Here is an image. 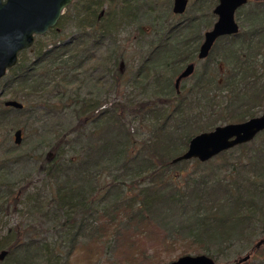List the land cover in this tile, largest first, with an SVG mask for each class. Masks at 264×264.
I'll use <instances>...</instances> for the list:
<instances>
[{
    "label": "trees",
    "instance_id": "obj_1",
    "mask_svg": "<svg viewBox=\"0 0 264 264\" xmlns=\"http://www.w3.org/2000/svg\"><path fill=\"white\" fill-rule=\"evenodd\" d=\"M168 1L74 0L67 12H72L75 19L86 20L80 25L79 34L69 43L39 46L40 43L35 42L34 48L21 54L16 69L0 82V137L19 129L26 132L27 124L20 125L16 119L22 116L29 122L41 112L43 106L39 108L38 105L43 103L39 100L48 92L39 82L42 77L37 76L38 72L48 73L52 65L63 62L67 56L78 63V67L96 60L106 45L117 46L118 40L114 36L120 35L121 28L141 21L140 16L143 19L154 17ZM169 4L164 11L172 14ZM246 8L238 12V18L247 13ZM209 9H213V5ZM162 11L159 13H164ZM205 12L204 4L194 6L187 12L186 26L173 31L171 27H161L157 31L159 26L154 23L150 25L155 29L153 32L139 27V41L145 33L153 34L154 41L146 44L148 52L141 57V64L135 66L130 85L144 96L148 90H154V99L144 103L137 102L138 97H135L131 106L98 101L91 106L76 101L78 125L73 129L86 139L80 152L67 159L68 151H63L67 143L62 138L49 148L54 158L46 155L43 159L44 154H41V169L48 175V198L35 209L43 218L50 214L54 217L55 237L64 241L66 253L61 263L58 261L60 264H103V246L111 243L116 247L115 261L106 264H146L149 260L144 243L149 239L153 241L147 230L155 219L163 223L168 218V226L173 229L180 226L179 230L188 236L187 240L176 243L165 240L154 248L153 256L160 262L162 252L167 253L176 245L188 248L180 253V257L195 253L216 259L213 251L217 250L213 247H230L235 242H250L259 233L264 235V133L250 144L205 163L209 165L227 158V174L223 177L216 173L217 170L206 173L202 170L205 164L198 161L172 163L188 150V144L195 136L215 129L217 123L201 125L199 121H185L184 118L193 102H202L213 93V88L220 86L216 75L225 74L226 84L222 91L236 94L234 104L220 115L223 124L245 123L257 117L255 109L264 108V0L246 14L250 23L246 33L223 38L214 49L226 42L235 50L219 51L216 59L212 52L201 73L191 76L194 78L191 87H187L190 78L180 91L172 88V79L197 57L200 24L206 30L213 26ZM211 16L214 19V15ZM172 17L177 23L175 16ZM86 18L91 19L90 23ZM63 19L64 16L50 32L58 33ZM172 24L175 23L172 21ZM177 35L183 37L182 40L176 39ZM41 38L45 39L38 37L36 41ZM137 45L143 46L139 42ZM120 50L117 47L106 49L101 57L105 63L88 69L93 74L101 71L104 75L96 78L97 82L108 77H112L109 78L112 82L122 81V76L116 78L118 58L115 57ZM27 54L34 55L27 58ZM223 67L225 73H220ZM6 94L21 103L24 110L5 108L1 98ZM21 96L28 101L22 102ZM130 117L140 119L137 132L131 128ZM88 127L94 131L89 133ZM141 132L146 134L142 140ZM6 144L0 143V202L6 199L17 209L27 190L22 189L18 195L5 174L11 162L18 164L23 158L16 143L15 146ZM237 155L240 157L235 159ZM191 165H195L196 170L188 175L186 172ZM37 232L33 228L13 229L14 241L0 246V255L4 250L9 252L10 264H51L45 259L50 251L48 240H42L41 233ZM256 246L254 244L248 254L251 259L264 253V245L260 249Z\"/></svg>",
    "mask_w": 264,
    "mask_h": 264
},
{
    "label": "rangeland",
    "instance_id": "obj_2",
    "mask_svg": "<svg viewBox=\"0 0 264 264\" xmlns=\"http://www.w3.org/2000/svg\"><path fill=\"white\" fill-rule=\"evenodd\" d=\"M250 1V4L245 10L247 13L252 7H254V5H256V3H258L255 0ZM168 2H170L171 4V0ZM168 2H165L163 4V7H160V10H163L162 12L164 13H159V10L156 12L157 15H155L154 17H145L143 19V17L140 16L141 21L134 23L133 25L126 28H121L122 31H120V35L114 36V38L118 40L117 46L112 47L111 44L106 45L98 54L99 57L96 58V60H92V62H88L85 66L78 67V63H75L74 60H71L70 57L67 56L66 58H64L63 62L59 61L56 65H52L48 73L38 72L37 76H39V78L42 77L41 79H39V82L42 83L43 87H45V90L48 92L43 95L42 100H39L40 103L42 102L43 104H39L38 106L39 108L43 106V108H46L49 111H44L43 108H40L41 112L37 113L35 118H31L29 122L22 116H19L17 118L18 120L16 119V121L20 123V125H24L25 123L27 124L26 132L22 129H19L23 134L21 141L22 143L18 146V149H20L19 153L21 158L23 159H21L20 163L18 164H14L13 162H11L8 170H6L5 175H7L6 178L8 180V183L12 184V186H15V190L18 195H21L22 189L27 190V195H25L24 198H21L20 204L17 206V209L12 207V203L10 204L9 202H6V199L0 202V246L6 244L10 245L13 243L14 235H11L13 229L18 227L22 230L26 228H33L38 231L37 233H41L40 238L42 240H48L47 243L50 246V251L46 254L45 259H49L51 261V264H57L59 262L61 263V259L65 256L66 253L64 249V241L55 237L57 231H55L54 229V217H52V214H50L48 218H43L40 214L37 213L35 209L36 207L39 208L40 205H42L48 198L46 195V183L48 180V175L46 174L45 170L41 169V162L46 157V155H50V159L54 158V153L51 154L49 148L59 143L62 138L67 143L66 146L63 147V151H65V153L68 151L67 159L74 158L75 155L80 152L79 148H81L82 142L85 138L82 139L83 136L75 129H73L78 125V118L76 116L78 108L74 105V102L78 101L81 102V104H83V102H87V104L91 106H93V104L97 101L101 104H103L104 102L113 104L123 103L125 105L127 104L128 106H131L130 102H133V99H135V97H138L137 102L140 101L144 103H147L148 100L154 99V90H148L147 95L144 96L140 93L139 89H133V87L130 85V79L132 78V74L135 71V66L141 64V57L144 56L146 52H148V50L146 49L148 45L146 44L154 41V38L152 37L153 34L150 36V34L147 33H145L142 37L143 40L139 41V27L142 30L153 32L155 31V29L150 26L153 23V25L156 24V27L159 26L157 28V31L158 29H162L161 27H164L166 29V27H168V24H172V21L176 23L173 20L172 14L164 11L165 7H167L166 4ZM211 2L212 0H207L206 2H204V5H207L208 8ZM205 10V14H208L210 21L212 20L214 23L216 19L211 18V15H213V10H208L206 8ZM164 14L167 15L164 16ZM246 14L242 15L241 18H236L238 24L241 27L240 34L246 33L247 28L250 26V23L246 19ZM201 15L202 14H199V16ZM63 20L64 22L59 26L58 33L50 32L49 34H47L48 36L44 37L45 39L41 38L42 40L40 39L36 41V43L39 42V46L43 45L44 43H48L50 45L58 42L69 43L72 38L79 34L80 25L83 24L82 22L86 23V20L82 17L79 19H75L74 14L67 11L64 14ZM207 20H204V22H207ZM87 21L88 23H90L91 19H87ZM203 26L204 25L200 24L199 28L197 29V34H201V41L198 47H200L201 43L204 41V34L210 30H206ZM182 38L183 37L180 38L177 35L176 39L180 41L182 40ZM138 42L139 44L142 43L143 46H138ZM114 47L121 48L120 52L115 57L118 58V73L116 75V78L118 79L120 78L119 76H122L123 79L119 83L117 81H110L112 77H108L101 83L97 82L96 78L104 77V75H101V71L93 74L88 71V69L94 67L95 64L102 65V63H105L101 61L102 55L106 52V49L108 51L110 50V48L114 49ZM232 49L235 50L233 46H229V43L227 44L226 42H221L218 49L212 51L215 57L214 59L217 58V53H220L219 51L222 52V50H226V52H228L232 51ZM33 55L34 54H27L26 57L31 58ZM26 57L23 58V60L26 59ZM206 61L207 60H199L197 57H195V61L193 62V64H195L196 71L194 73V76H197V74L201 73L202 67L206 64ZM220 71V73H225V68L223 67L222 69H220ZM125 73H130V75L124 76ZM224 75L225 74H223L222 76L216 75L218 81H220V86L213 88V93L208 95L205 99H202V102H198L197 104L193 102L188 107V115L184 118L185 121L193 119L196 122L199 121L201 125H206L210 122L217 123L214 128L227 125L221 122L220 115L224 113V109L234 104L236 94L229 95L227 91L221 90L226 84ZM193 79L194 78H191L190 82L187 84L188 88L191 87V84L194 81ZM172 81V88H174L176 84V78L172 79ZM183 86L184 84L182 85V87ZM218 88L221 91L217 90ZM1 90L2 89H0V91ZM178 91H180V89ZM1 99L2 102H6L9 100L14 101L11 98L10 94H6ZM21 100L22 102L28 101V99L24 98V96H21ZM37 101L38 100L36 99V102ZM134 103H136V101ZM28 106L30 105L28 104ZM255 110L256 113L258 112L257 117L264 114V108L258 107ZM129 122L132 126L131 128L135 132H137L138 128H140V119L134 120L130 117ZM87 131L89 133L91 131L93 132L94 128L88 127ZM143 131L145 132V130ZM17 132L18 130L4 133L0 137V143L5 145H7L6 143H8L9 145L11 144L12 146H15V135ZM88 132L85 133L86 136L88 135ZM145 135L143 134V132H141L140 140L144 139ZM42 153L45 155H43V159L40 157ZM1 156L2 154L0 153V157ZM238 157H240V155L235 156V159H237ZM214 161L215 160L210 162ZM226 161L227 158L222 159L221 161H216V163H211L209 165L205 164L202 170L206 171V173L211 170H217L216 173H220L223 177L227 174L225 166ZM194 166L191 165L190 168H188L189 171L186 172V174L189 173L188 175H192V173L196 170L195 168H193ZM218 167L221 168L219 169ZM40 196H42V198H40ZM166 221L168 222L170 220L166 218L163 223H158V220L155 219V222H153L154 225H150V228H148L147 230L153 237V241L149 239V241H145L144 243V247L149 260L146 264H149L150 262H152L150 264H170L181 258L180 253L188 249L185 246L176 245L169 251H167V253L166 251L165 253L162 252L161 262L156 257L154 258V248H157L159 244L163 243L165 240L169 243H176L177 241L187 240L188 238L187 233L185 234L179 230L180 226H177V229H173L172 226L167 225ZM263 239L264 235H262V233H259V235H256L250 242H235L231 244L230 247L227 246L220 249L213 247L214 250H217L213 251L217 256L216 259L213 260L216 264H235V261L242 259L249 253H251L250 251L254 244L262 242ZM103 247L104 250L102 263L106 264L107 262L115 261L113 255L116 247L114 246V244H105ZM4 251L7 252L6 250ZM198 255L199 254L191 253V256ZM4 260V264H10L12 259H10L9 261L8 254V256ZM246 264H264V253H261V255L257 254Z\"/></svg>",
    "mask_w": 264,
    "mask_h": 264
},
{
    "label": "water",
    "instance_id": "obj_3",
    "mask_svg": "<svg viewBox=\"0 0 264 264\" xmlns=\"http://www.w3.org/2000/svg\"><path fill=\"white\" fill-rule=\"evenodd\" d=\"M263 3V0H255ZM74 0H0V82L6 75L16 69L21 54L35 46L36 38L45 37L51 30L57 28L62 16L73 4ZM249 0H219V6L214 11L218 21L214 28L205 34L200 46L199 60H207L214 49V45L221 38L240 35V25L236 15L242 8L248 6ZM175 15H182L187 9L186 0H176ZM196 69L192 64L177 79L176 87L189 79ZM5 108L24 110L23 105L15 101H6ZM264 133V114L249 119L245 123H236L217 127L212 132H204L195 136L188 144V150L173 160V164L198 161L201 164L215 160L217 157L245 146L255 141ZM22 131L15 135L16 145H21ZM264 239L258 243L256 249L262 248ZM3 251L0 262L7 256ZM251 255L243 257L235 264H246ZM170 264H216L211 257L205 255L181 257Z\"/></svg>",
    "mask_w": 264,
    "mask_h": 264
},
{
    "label": "flooded vegetation",
    "instance_id": "obj_4",
    "mask_svg": "<svg viewBox=\"0 0 264 264\" xmlns=\"http://www.w3.org/2000/svg\"><path fill=\"white\" fill-rule=\"evenodd\" d=\"M127 1V0H126ZM207 0H186V2H187V9H186V11H185V13L184 14H182V15H175V13H174V11H175V7H176V5H175V2H176V0H171V8H172V15L173 16H175V18L177 19L176 21H177V23H175V24H168L167 26L168 27H171V29H172V31L173 30H177L178 28H182V27H185L186 26V22H185V17L187 16V12L188 11H191V9L194 7V6H196V7H199V6H202L203 4H205L204 2H206ZM250 1V0H249ZM251 2V1H250ZM250 2H249V4H250ZM219 0H212V2L210 3V5H209V7H211L212 5H213V12H212V14L214 15V18L216 19L215 20V22L212 24L213 26L210 28V30L208 31V32H210L213 28H214V26H215V24L217 23V21H218V17L214 14V11L216 10V8L219 6ZM248 4V5H249ZM209 7L207 8V5H205V8L206 9H209ZM236 18H237V15H236ZM181 20V21H180ZM59 25V24H58ZM208 32H206L205 34H207ZM205 34H204V36H205ZM205 38V37H204ZM222 39V38H221ZM219 41H221V40H219ZM218 41V42H219ZM217 42V43H218ZM216 43V44H217ZM203 44V42L201 43V45ZM215 44V45H216ZM200 45V46H201ZM214 45V46H215ZM201 48V47H200ZM199 52H200V50H199ZM199 52H198V54H197V58H198V55H199ZM185 59L186 60H189V58L188 57H185ZM199 59V58H198ZM193 64V62H190L189 64H187L185 67H184V69H182V71L179 73V75L176 77V83H177V79L179 78V76L182 74V73H184L186 70H187V68L190 66V65H192ZM194 66H195V64H193ZM191 78V77H190ZM189 78V79H190ZM189 79H186V80H184V81H182L181 83H180V88L178 87H176V84H175V90L178 92V90L179 89H181V87H182V85L185 83V82H187V81H189Z\"/></svg>",
    "mask_w": 264,
    "mask_h": 264
}]
</instances>
